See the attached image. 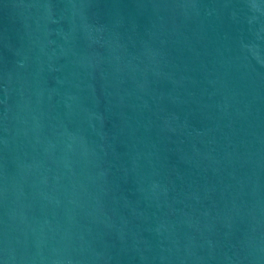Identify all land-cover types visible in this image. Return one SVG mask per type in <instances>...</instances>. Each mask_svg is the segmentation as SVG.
Wrapping results in <instances>:
<instances>
[{
  "label": "water",
  "instance_id": "95a60500",
  "mask_svg": "<svg viewBox=\"0 0 264 264\" xmlns=\"http://www.w3.org/2000/svg\"><path fill=\"white\" fill-rule=\"evenodd\" d=\"M0 264H264V0H0Z\"/></svg>",
  "mask_w": 264,
  "mask_h": 264
}]
</instances>
